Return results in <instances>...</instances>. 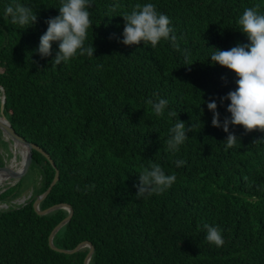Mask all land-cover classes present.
Returning <instances> with one entry per match:
<instances>
[{
	"label": "trees",
	"instance_id": "1",
	"mask_svg": "<svg viewBox=\"0 0 264 264\" xmlns=\"http://www.w3.org/2000/svg\"><path fill=\"white\" fill-rule=\"evenodd\" d=\"M16 3L35 12L33 26L22 28L5 15ZM145 3L170 18L175 43L161 40L153 48L120 42L122 16ZM60 5L0 0L4 113L56 164L35 149L32 168L1 195L9 206L0 208V264H84L87 246L64 253L50 245L68 209L40 214L34 207L56 169L59 181L40 208L73 207L53 241L64 249L91 242L89 264H264V132L230 126L240 139L227 148V133L212 126L207 108L215 99L221 122L230 117V102L221 105L218 98L234 91L238 78L210 56L249 42L238 20L246 8L264 14V0H91L85 47L93 45V56L53 66L57 42L52 56L42 58L36 50ZM149 99L168 101L161 115ZM178 119L193 131L173 151L167 140ZM179 160L185 163L177 167ZM5 162L0 151V167ZM152 164L176 181L163 193L137 198L139 174ZM31 187L24 204L14 203ZM204 224L222 230L223 246L207 241Z\"/></svg>",
	"mask_w": 264,
	"mask_h": 264
},
{
	"label": "clouds",
	"instance_id": "2",
	"mask_svg": "<svg viewBox=\"0 0 264 264\" xmlns=\"http://www.w3.org/2000/svg\"><path fill=\"white\" fill-rule=\"evenodd\" d=\"M91 0H61L59 15L49 18L46 32L40 37L39 47L36 50L44 57L52 56V45L58 43V51L52 61L53 66L68 62L77 55L93 56V45L85 47L88 29L92 26L90 19ZM5 15L11 17L13 24L27 29L37 22V15L30 7L19 3L10 4L5 8ZM124 45H140L150 43L155 48L161 40H170L175 43L176 36L171 27L170 18L158 12L153 3L137 4L130 13L123 16ZM241 31L247 36L248 43L231 47L228 50L215 49L210 56L213 64H219L233 71L236 76V89L227 95L219 97L220 104L229 101L226 116L221 122L218 105L215 99L207 102V108L212 112V126L222 128L227 133L225 140L227 148H233L239 142V137L229 130L230 126H242L246 133L252 131L264 132V14L256 7L246 8L238 20ZM191 65V64H189ZM156 95V94H154ZM156 115H161L168 105L166 99L153 101L149 99ZM176 116L175 112L170 113ZM193 131V126L179 119L170 129L171 136L167 140L170 150L177 151L179 146L189 138L187 132ZM253 141V143H256ZM185 163L176 162L177 167ZM176 181V176L166 175L158 164H152L150 169L144 168L139 174V183L136 185L137 198L163 193ZM207 230L206 239L209 243L221 247L224 244L222 230L217 226L203 225Z\"/></svg>",
	"mask_w": 264,
	"mask_h": 264
},
{
	"label": "water",
	"instance_id": "3",
	"mask_svg": "<svg viewBox=\"0 0 264 264\" xmlns=\"http://www.w3.org/2000/svg\"><path fill=\"white\" fill-rule=\"evenodd\" d=\"M0 90L2 92L1 95V104H0V130L2 131L4 136H8L13 140V147H12V153L9 157V159L5 162V164L3 166L0 167V169H3V175H4V183H2V185L0 186V197L1 195L6 192L10 187H12L13 185H15L16 183H18L22 177L24 175H26L28 173V171L32 168V165L34 163V159H33V151L36 149L38 151H40L42 154L45 155V157L54 165V167H56V164L54 163V161L52 160V158L50 157V155L44 151L39 145L28 141L26 138H24L23 136H21L12 126L10 120L6 117L5 113H4V104L6 101V93H5V89L2 85H0ZM26 150L28 152L29 158H30V165L28 167V169L23 172V174H21V176L15 180H11L9 177V173L11 171V168L13 166H15L16 163L19 162V159L21 157L22 152ZM60 178V171L59 169H56L55 171V175L54 178L52 180L51 185L48 187V189L41 193L38 194L37 198L34 201V207L35 209L40 213V214H48L54 210H57L59 208H66L69 211V214L62 219L56 226L55 228L52 230L50 237H49V241H50V245L53 249L60 251V252H64V253H75L77 251H79L81 248L83 247H88L89 250L85 256L84 259V264H89V261L94 253V245L89 242V241H83L81 243H79L75 248L73 249H64V248H59L54 244V236L56 235V233L65 225L67 224L70 219L73 216L74 210L73 207L70 204L67 203H58L55 204L53 206H50L46 209H41L40 208V204L41 202L48 196V194L51 192L52 188L54 187V185L59 181ZM24 204V203H23Z\"/></svg>",
	"mask_w": 264,
	"mask_h": 264
},
{
	"label": "rangeland",
	"instance_id": "4",
	"mask_svg": "<svg viewBox=\"0 0 264 264\" xmlns=\"http://www.w3.org/2000/svg\"><path fill=\"white\" fill-rule=\"evenodd\" d=\"M0 151L4 155L5 160L7 161L12 153V144L11 142H9L8 138H6V136H4L3 134H2V139L0 140ZM23 154H21V157H23ZM33 191L34 189L32 187L28 188L20 198L14 200V203L17 204L25 203L27 199L30 198ZM8 206H9L8 203H4L0 201V208H7Z\"/></svg>",
	"mask_w": 264,
	"mask_h": 264
},
{
	"label": "bare ground",
	"instance_id": "5",
	"mask_svg": "<svg viewBox=\"0 0 264 264\" xmlns=\"http://www.w3.org/2000/svg\"><path fill=\"white\" fill-rule=\"evenodd\" d=\"M0 104H1V101H0ZM6 138H8L9 142H11L12 144V147L14 146L13 145V140L6 136ZM24 153V154H23ZM23 154V159L21 161V165L20 163H16L15 166H13L11 168V171L9 173V177L10 179L13 181L17 178H19L21 176V174H23V172L26 171V169L28 168L29 164H30V158H29V155H28V152L26 150H24L22 152ZM0 186L2 185V183H4L5 179H4V175H3V172H0Z\"/></svg>",
	"mask_w": 264,
	"mask_h": 264
}]
</instances>
